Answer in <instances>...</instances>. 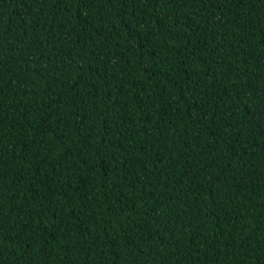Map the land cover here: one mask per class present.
<instances>
[{
    "label": "trees",
    "instance_id": "obj_1",
    "mask_svg": "<svg viewBox=\"0 0 264 264\" xmlns=\"http://www.w3.org/2000/svg\"><path fill=\"white\" fill-rule=\"evenodd\" d=\"M0 264H264V0H0Z\"/></svg>",
    "mask_w": 264,
    "mask_h": 264
}]
</instances>
